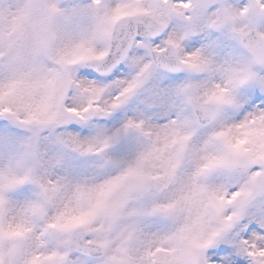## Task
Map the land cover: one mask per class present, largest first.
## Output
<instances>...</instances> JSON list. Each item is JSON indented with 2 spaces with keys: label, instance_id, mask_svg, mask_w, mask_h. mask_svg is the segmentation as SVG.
Here are the masks:
<instances>
[{
  "label": "snow or ice",
  "instance_id": "snow-or-ice-1",
  "mask_svg": "<svg viewBox=\"0 0 264 264\" xmlns=\"http://www.w3.org/2000/svg\"><path fill=\"white\" fill-rule=\"evenodd\" d=\"M0 264H264V0H0Z\"/></svg>",
  "mask_w": 264,
  "mask_h": 264
}]
</instances>
